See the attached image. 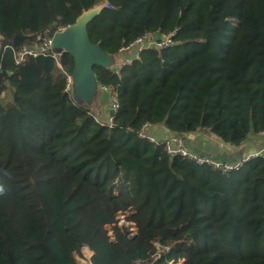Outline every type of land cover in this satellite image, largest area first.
I'll return each instance as SVG.
<instances>
[{"label":"trees","instance_id":"obj_1","mask_svg":"<svg viewBox=\"0 0 264 264\" xmlns=\"http://www.w3.org/2000/svg\"><path fill=\"white\" fill-rule=\"evenodd\" d=\"M96 7L89 37L111 60L96 83L118 102L105 124L73 100L69 53L16 64ZM172 32L115 73L123 46ZM145 126L236 150L264 133V0H0V264H83L84 247L92 264H150L156 243L155 264H264V157L225 174Z\"/></svg>","mask_w":264,"mask_h":264},{"label":"built area","instance_id":"obj_2","mask_svg":"<svg viewBox=\"0 0 264 264\" xmlns=\"http://www.w3.org/2000/svg\"><path fill=\"white\" fill-rule=\"evenodd\" d=\"M106 6L108 8H110L109 5H106ZM98 8H100V7H98ZM62 30L63 29H60L57 32H61ZM174 35H175V32H172L168 36H165V37H163L160 40H154V39H152L150 37L142 36V37H139L136 40H134L132 43L123 46L120 49V53H131L133 51H137V53H136V56L134 58H127V59L124 60L122 65H119V66L115 67L114 68L115 73L118 74L119 70L121 69L122 66L131 64L133 59H138L140 52L143 51V50H147V49H150V48L163 49V48H168V47L173 46L174 45V41H173L172 37ZM52 36L53 35L50 36V35H48L46 33L43 36H40L39 39L42 41V44L39 47V49L36 50V51L29 50L27 48H24L22 51H20L18 53V56H17V59H16V64L22 62L25 59L26 55L37 56L38 54L45 53V52H47L49 50L54 49L52 47ZM53 55H54V57L56 59H59V57H60V54L54 53ZM67 82H68L67 88L69 89L70 85L73 84L70 75L67 76ZM110 93H111V103H112L111 109L113 111H116L118 109V102H117V99L114 96V94H112V92H110ZM146 127L147 126H145L144 129ZM144 129H143V131H144ZM143 131L139 133V136L141 138L147 137L144 134ZM260 135L263 136V138H264V133H261ZM150 140L152 142H155L152 139H150ZM166 151L170 155H180L182 157H185L187 159H190V160L196 162L199 165L207 164V165L211 166L214 170H219V171H221V172H223L225 174L230 173V172H232L234 170H238L245 163L249 162L252 159L258 158L260 156L264 157V155H262V152H255V153H253L251 155L245 156L244 158L240 159L239 161H237L235 163L220 162V161L214 160L212 158L201 156V155H198V154L194 153L189 148V146L186 143V140L184 139V137L183 136H179V135H172V137L169 140L166 141ZM127 215H128V213L119 214V216L117 218V224L120 227L127 228V230L130 233V235H134L136 233V231H137L136 225H135L134 222L127 220V218H126ZM122 216L125 217L126 221H128V223H129V225L128 224L127 225H120L119 224L120 223L119 222V218L122 217ZM107 229H108V232H109V235H110L111 239H113L111 227H108ZM156 247H157V252L153 256V261L150 264H155V262L158 261L162 257V255L164 253L168 252L169 249H170V247H163L159 243H156ZM85 249L86 250H90L87 247L82 248L81 254H83V257L79 261L81 263H83V264H92V259L91 258L93 256V252L90 250L91 253L88 255L86 253ZM160 251H162V252L160 253ZM169 264H174V261L169 262ZM176 264H181V263L179 261Z\"/></svg>","mask_w":264,"mask_h":264},{"label":"water","instance_id":"obj_3","mask_svg":"<svg viewBox=\"0 0 264 264\" xmlns=\"http://www.w3.org/2000/svg\"><path fill=\"white\" fill-rule=\"evenodd\" d=\"M101 7L84 12L77 20L56 32L52 36V47L69 53L74 60V68L71 79L77 96L88 100V97L96 89V76L94 68L108 67L111 60L99 44H93L88 33V26L100 13ZM114 111L111 109V115Z\"/></svg>","mask_w":264,"mask_h":264},{"label":"crops","instance_id":"obj_4","mask_svg":"<svg viewBox=\"0 0 264 264\" xmlns=\"http://www.w3.org/2000/svg\"><path fill=\"white\" fill-rule=\"evenodd\" d=\"M137 51H133L131 53H121L122 57L124 59L127 58H134L136 56ZM99 90L103 93H97L96 100L98 99V104L96 106L95 111V118L97 121H105L106 123L109 122L111 119V109H108V111L105 110V106L103 103L104 97L101 98V96L105 93V88L103 87H97ZM91 98V97H90ZM101 101V104L100 102ZM144 134L149 137L150 139L156 141V142H166L172 137V134L168 133L164 128L156 126L151 127L147 126L144 129ZM210 134L206 133H199V134H189L185 135L184 139L187 141L189 148L191 151L199 154V155H208L213 157L216 160L223 161V162H229V163H235L239 161L242 157L249 155L253 152L260 151L258 148L259 143H263L264 138L261 137V135H257L255 137H252L246 146H244L241 149H234L230 145L221 144L214 136H209ZM258 146V148H256ZM261 146V145H260ZM262 147V146H261ZM264 151V148L261 149Z\"/></svg>","mask_w":264,"mask_h":264},{"label":"rangeland","instance_id":"obj_5","mask_svg":"<svg viewBox=\"0 0 264 264\" xmlns=\"http://www.w3.org/2000/svg\"><path fill=\"white\" fill-rule=\"evenodd\" d=\"M113 68H115V67H113ZM98 91H100V90H99V88L96 87V89L94 90V92L91 93L90 96L88 97V100L85 101L84 99H82V98H80V97L77 96V93H76V90H75V87H74L73 84H71L70 87H69V92H70L73 100L76 102V104H78L79 106H83V107L89 108V110L94 114V116H97V115H95L96 114L95 113V111H96L95 109H96V106L98 104V99L96 100V96L98 95L97 93H100L101 92V91L100 92H98ZM101 93H103V92H101ZM103 95H105V96H101V98L104 97L103 103H104V106H105V110L108 111V109H111V107H112L111 94L106 90ZM9 99H10V95H9V93H7L6 101L9 100ZM99 102L101 104V101H99ZM109 121H111V119ZM100 122L101 123H104V124L106 123L105 121H101V120H100ZM204 133L207 134V132H204ZM209 136H211V135H209ZM261 137H263V136H261ZM262 141H264V140H262ZM259 147L260 148H258V146H256V148H258L260 150V151H256V152H262V155H264V151L261 150L262 148H264V142L263 143L261 142V144L259 143ZM253 153H255V152H253ZM253 153H251V154H253ZM251 154H249V155H251ZM202 156H205V157H209V158L214 159L213 157L208 156V155H202ZM244 157H242V158H244ZM214 160H216V159H214ZM217 161H219V160H217ZM220 162H223V161H220ZM226 163H229V162H226ZM119 222H120L119 223L120 225H127V224L129 225L128 221H126L125 217H123V216L119 218ZM85 251H86V249H85ZM161 252L162 251H160V253ZM82 257H83V254L79 255L78 256V259L81 260ZM180 263H182V261H180Z\"/></svg>","mask_w":264,"mask_h":264},{"label":"bare ground","instance_id":"obj_6","mask_svg":"<svg viewBox=\"0 0 264 264\" xmlns=\"http://www.w3.org/2000/svg\"><path fill=\"white\" fill-rule=\"evenodd\" d=\"M86 253L89 255L91 253V251L90 250H86Z\"/></svg>","mask_w":264,"mask_h":264}]
</instances>
